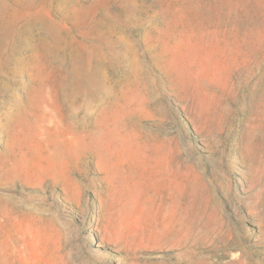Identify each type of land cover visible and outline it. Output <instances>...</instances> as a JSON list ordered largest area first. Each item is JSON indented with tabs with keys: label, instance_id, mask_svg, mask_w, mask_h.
<instances>
[{
	"label": "rangeland",
	"instance_id": "374dc122",
	"mask_svg": "<svg viewBox=\"0 0 264 264\" xmlns=\"http://www.w3.org/2000/svg\"><path fill=\"white\" fill-rule=\"evenodd\" d=\"M0 264H264V0H0Z\"/></svg>",
	"mask_w": 264,
	"mask_h": 264
}]
</instances>
